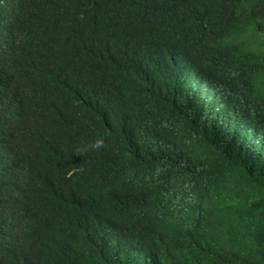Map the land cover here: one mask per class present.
I'll return each instance as SVG.
<instances>
[{
    "label": "trees",
    "instance_id": "16d2710c",
    "mask_svg": "<svg viewBox=\"0 0 264 264\" xmlns=\"http://www.w3.org/2000/svg\"><path fill=\"white\" fill-rule=\"evenodd\" d=\"M0 264H264V0H0Z\"/></svg>",
    "mask_w": 264,
    "mask_h": 264
}]
</instances>
